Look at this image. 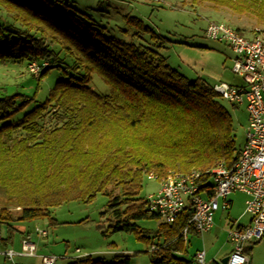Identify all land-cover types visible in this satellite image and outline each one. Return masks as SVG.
<instances>
[{"label": "trees", "instance_id": "obj_1", "mask_svg": "<svg viewBox=\"0 0 264 264\" xmlns=\"http://www.w3.org/2000/svg\"><path fill=\"white\" fill-rule=\"evenodd\" d=\"M209 1L250 12L264 25V0ZM125 17L139 43L106 35L105 27L67 0H0V60L29 64L48 58L42 78L60 66L64 51L72 59L65 69L76 73L58 80L47 99L17 121L2 123L30 99L19 93L0 97V225L43 218L53 223L52 208L71 200L90 202L103 193L110 207L125 205L115 208L104 234L136 232L150 244L151 264H197L196 254L184 256L189 235L196 234H183L190 205L174 222L161 221L155 240L136 224L140 218H161L141 194L145 177L231 166L243 146L215 84L173 67L158 41L164 37L141 18ZM95 75L107 84V93L90 85ZM11 205L22 208L18 217ZM70 264H131V259L117 254L109 262L87 255Z\"/></svg>", "mask_w": 264, "mask_h": 264}, {"label": "rangeland", "instance_id": "obj_2", "mask_svg": "<svg viewBox=\"0 0 264 264\" xmlns=\"http://www.w3.org/2000/svg\"><path fill=\"white\" fill-rule=\"evenodd\" d=\"M80 11L90 15L99 27L106 28V35L122 38L129 42L139 43V38L133 35L134 29L126 24V15L137 16L158 34L163 43L162 52L168 57L169 63L183 72L190 79L203 78L210 84L227 82L238 84L242 78L233 72L235 53L225 41L207 36L206 29L211 21H221L239 28L245 35L251 36L259 30L264 33V25L250 12H237L227 5L216 4L209 0L194 2V0H67ZM127 30V31H125ZM150 33L145 38L151 39ZM50 43V38L45 40ZM143 41V40H142ZM60 57L64 61L60 66L50 68L42 78L34 75L27 61L18 59L0 60V97L6 94L19 93L29 98L25 106L4 122L21 119L26 112L36 104L44 102L58 80L75 75L70 55L62 51ZM39 64L51 61L48 58L32 60ZM42 71V69H41ZM90 85L100 93H107L109 87L95 75ZM221 103L232 114L237 136V143L243 146L246 141V128L249 114L247 103H234L220 97ZM159 183L155 179L145 177L142 196L155 192ZM115 194H120L119 190ZM120 196V195H119ZM236 200L233 209L218 211L214 227L204 236L189 235L191 241L188 253L184 256L192 258L198 250L207 251L208 264H223L219 252L223 248L226 234L232 221L242 216V221H248L244 213L246 195L240 192L231 195ZM3 196L0 194V210L3 207ZM125 205L116 204L110 207V197L103 193L90 202L71 200L51 209L50 223L48 218L32 221H15L6 225L8 231L14 234L16 240H21L22 232L29 231L33 241L37 243L38 252L34 257H26L24 264H44L42 255L55 254L59 257L56 264H70L76 258L91 255L94 258L113 262L117 254L129 256L131 264H151L150 244L141 239L134 231H109L111 220L115 217V208ZM9 210L18 217L22 208L9 206ZM161 221L159 217H147L135 220L144 234L152 236L157 233ZM37 228L47 230L48 237L37 233ZM230 248L227 244L226 250ZM224 249V251H225ZM43 254H39V253ZM251 264H264V237L254 245Z\"/></svg>", "mask_w": 264, "mask_h": 264}, {"label": "built area", "instance_id": "obj_3", "mask_svg": "<svg viewBox=\"0 0 264 264\" xmlns=\"http://www.w3.org/2000/svg\"><path fill=\"white\" fill-rule=\"evenodd\" d=\"M206 34L212 39L225 41L235 53L232 70L242 81L238 84L216 83L214 89L231 102L247 103L249 120L245 144L231 166L219 164L206 173L170 171L163 177L150 173L148 177L157 180L159 187L148 194L146 200L152 210L170 223L190 205L192 214L183 230L188 238L191 230L203 235L212 229L216 213L229 209L232 193L245 194L244 213L250 216V222L243 225L234 220L229 226L227 239L232 250L227 264H249L248 249L264 237V33L258 30L248 36L227 23L211 21ZM47 64L33 61L29 63V69L37 76ZM206 174L209 176L207 180L204 178ZM36 231L43 237L49 236L47 230L37 228ZM37 252V243L31 237H24L20 254L35 256ZM0 253L11 260L16 254L13 249L2 250L1 247ZM42 257L44 264H56L59 259L55 254ZM196 262L207 264L204 249L197 251Z\"/></svg>", "mask_w": 264, "mask_h": 264}, {"label": "crops", "instance_id": "obj_4", "mask_svg": "<svg viewBox=\"0 0 264 264\" xmlns=\"http://www.w3.org/2000/svg\"><path fill=\"white\" fill-rule=\"evenodd\" d=\"M231 195H233V193ZM231 195L229 196L230 206H229V209L226 210V211H229V210L233 209L235 207V205H236V200L233 197H231ZM244 206H245V202H244ZM219 211H223V210H219ZM226 211H223V212H226ZM242 216H243V214H242ZM242 216H239L238 218H235V220H238V222L240 224H243V225L248 224L250 222V216L247 215L248 216V221H246V222L242 221V218H243ZM214 224H215V221H214ZM0 232L2 234V240L0 241L1 249L2 250L13 249L16 252V254L13 256V260L9 259L6 255L0 253V264H13L14 262L18 263V264H24L26 261H28L26 259V257H34V256H27V255L20 254V252L22 251V240H23V238L24 237H31V234H30L29 231H23L21 240H19V241L15 239L14 234H12V233H10L8 231V228H7V226L5 224L0 225ZM206 233H209V231L206 232ZM205 234H203V235L192 234V235H194V236H204ZM225 239H226L224 241L225 244L223 245V248L219 252V255L222 257V259L225 256H228L230 254L231 250H232V245L227 239V234H226ZM227 244H230V248H228L226 250L225 248H227ZM224 249H225V251H224ZM205 252H206V259H207V264H208L207 251L205 250ZM252 252H253V249H252ZM252 252H251V255H252ZM39 254H43V253L40 252ZM251 255H250V259H251ZM42 259H43V257H42ZM250 264H251V260H250Z\"/></svg>", "mask_w": 264, "mask_h": 264}, {"label": "water", "instance_id": "obj_5", "mask_svg": "<svg viewBox=\"0 0 264 264\" xmlns=\"http://www.w3.org/2000/svg\"><path fill=\"white\" fill-rule=\"evenodd\" d=\"M228 260H229V255H228V256H225V257L222 259V263H223V264H227Z\"/></svg>", "mask_w": 264, "mask_h": 264}]
</instances>
